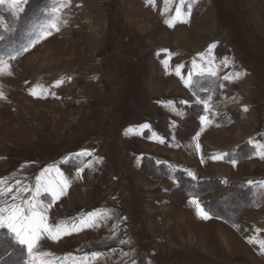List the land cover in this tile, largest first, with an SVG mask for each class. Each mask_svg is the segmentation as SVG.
I'll return each mask as SVG.
<instances>
[{
    "label": "rangeland",
    "instance_id": "rangeland-1",
    "mask_svg": "<svg viewBox=\"0 0 264 264\" xmlns=\"http://www.w3.org/2000/svg\"><path fill=\"white\" fill-rule=\"evenodd\" d=\"M55 2L25 0L15 14L0 6V58L16 57L12 75L0 76V180L15 193L17 181L32 187L45 168H59L70 187L48 209L49 223L100 210L110 218L44 238L39 250L57 264L97 251L104 257L93 264H264L259 245L248 243L264 239V190L248 184L264 181V159L249 143L264 144V0H195L189 22L172 28L164 20L178 0L167 15L164 0H70L60 30L29 47ZM213 44L215 77L206 74ZM36 85L55 95L33 97ZM220 153L237 160L235 169L210 158ZM202 159L214 167L193 179L186 169ZM194 197L211 219L197 216ZM22 259L0 247V264Z\"/></svg>",
    "mask_w": 264,
    "mask_h": 264
},
{
    "label": "snow or ice",
    "instance_id": "snow-or-ice-1",
    "mask_svg": "<svg viewBox=\"0 0 264 264\" xmlns=\"http://www.w3.org/2000/svg\"><path fill=\"white\" fill-rule=\"evenodd\" d=\"M25 0H0V6L7 5L13 13H19L22 11V5ZM149 5L154 6L155 0H147ZM173 3V0H164L165 8L162 14L167 15L171 11L169 7ZM195 0H178L175 7V12L171 16H167L164 23L172 28L175 27L177 23H188L192 14L193 4ZM70 5V0H56L53 7L51 8L52 18L39 29V35L34 41L31 42L29 47L34 46L35 43H39L40 40L47 38L52 34L53 31H59V23L61 19V13L63 9H66ZM0 26L2 22H0ZM0 39H3L0 36ZM215 45L209 46L207 52V71L206 74L215 77L217 75L213 64L214 59L211 55L212 49ZM26 47L24 51H27ZM167 52V50H164ZM168 59L162 60V64L167 71L169 66V59L171 53H167ZM201 57L205 54H200ZM16 59L15 56H9L7 59L0 58V76H11V65L9 61ZM195 63V62H194ZM182 65L176 66V75L181 76L180 68ZM242 73H236L235 78H239ZM181 79H184L181 77ZM225 80L233 79L232 76H224ZM64 81L57 80L53 87H59ZM185 86L191 84V77L189 76L184 80ZM222 87V85H221ZM30 95L37 98H46L47 95H55L48 89L44 88L42 85H36L30 89ZM7 99L5 93L0 90V100ZM204 105L205 113L211 112L212 108L209 100L201 101ZM171 104V102H169ZM183 103H186L184 101ZM247 111V108H244ZM176 115H181L179 111H176ZM202 125H210L212 123L208 115L200 117ZM144 128H148L149 125H144ZM204 129L202 128L201 131ZM129 133L133 132V129L128 130ZM200 133L196 134L194 138L196 140V150L199 152L201 145L199 143ZM162 142V141H161ZM253 144L258 155L261 159H264V144L256 141H249ZM81 155L91 156L92 153L84 152ZM226 154L220 153L215 154L210 157L212 160H223ZM97 163L100 162L99 158L96 160ZM203 163V159L201 160ZM230 163L235 166L237 164L236 159H232ZM91 168L92 163L89 162L86 165L79 167L77 169V174L82 173L85 169ZM55 173V175H53ZM188 175L196 179L195 174L189 172ZM20 181L16 182V190L13 192V186L7 185L5 181L0 180V247H13L19 249L20 252L26 255V259H22L19 264H57V259L51 258L52 254L46 251L39 250V244L42 239L47 238L53 241L59 240L63 236L71 235L72 233L80 232L85 228L99 227L102 221L110 218V214L107 210L93 211L81 216L79 218L73 219L70 223L61 221L59 223L51 224L49 223L48 209L51 208L52 204L55 203L61 196L67 193V189L70 187V181L64 176V174L59 170V168H45L39 176L36 177L35 185L32 187L24 186L20 187ZM249 185L258 184V186L264 190V181L254 182L248 181ZM30 193L28 198H22L23 193ZM41 194H48L51 197V201L48 204H44L40 200ZM11 196L12 202H8V197ZM19 201V202H17ZM189 203L194 206L196 214L198 217L204 220L211 219L209 212L201 205L200 201L195 197L192 198ZM256 233H260L261 229H255ZM121 243H126V241H121ZM250 244H258L261 254H264V239H258L257 237H250L248 239ZM127 255V253H124ZM104 257L102 252H92L90 255H84L79 258L69 254L63 258H59V264H65L66 261H71V264H93V262L100 260ZM132 264H136L132 261Z\"/></svg>",
    "mask_w": 264,
    "mask_h": 264
},
{
    "label": "crops",
    "instance_id": "crops-1",
    "mask_svg": "<svg viewBox=\"0 0 264 264\" xmlns=\"http://www.w3.org/2000/svg\"><path fill=\"white\" fill-rule=\"evenodd\" d=\"M163 101H166L167 99H162ZM201 143V142H200ZM201 146L203 147V145L201 144ZM223 161H225V162H223ZM172 162H173V160H172ZM216 162H222L223 163V165L225 166V168L226 167H230V169H235L234 168V166L229 162V160L228 161H226V160H216L215 161V163ZM174 164H176L175 162H173ZM207 163L209 164V165H207L206 164V161L204 160L203 161V163L202 162H199L198 160H197V163L196 164H194V166H192L193 168H189V169H186V168H184V166H181V165H179V164H176V165H179L181 168H183V169H186V170H191L194 174H195V177H196V179L197 180H201V179H205V177L207 176V175H204V176H200L199 174H200V172H201V170L202 169H205V171L207 170V171H211L212 169H211V167H210V165L211 166H213V164H215V163H213V164H211V163H209L208 161H207ZM205 165H207V166H209V167H207L206 166V168H204V166ZM196 166H198V167H196ZM214 167V166H213ZM195 168V169H194ZM205 171H204V174H205ZM196 173H198L197 175H196ZM198 177V178H197ZM208 177V176H207Z\"/></svg>",
    "mask_w": 264,
    "mask_h": 264
}]
</instances>
